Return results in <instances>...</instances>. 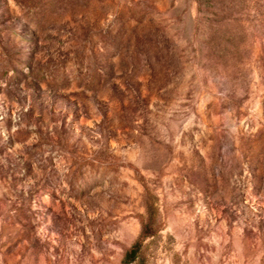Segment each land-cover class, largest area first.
Here are the masks:
<instances>
[{
    "label": "rangeland",
    "instance_id": "rangeland-1",
    "mask_svg": "<svg viewBox=\"0 0 264 264\" xmlns=\"http://www.w3.org/2000/svg\"><path fill=\"white\" fill-rule=\"evenodd\" d=\"M0 264H264V0H0Z\"/></svg>",
    "mask_w": 264,
    "mask_h": 264
},
{
    "label": "trees",
    "instance_id": "trees-1",
    "mask_svg": "<svg viewBox=\"0 0 264 264\" xmlns=\"http://www.w3.org/2000/svg\"><path fill=\"white\" fill-rule=\"evenodd\" d=\"M131 253V252H130ZM130 260L128 259L127 262H129Z\"/></svg>",
    "mask_w": 264,
    "mask_h": 264
}]
</instances>
